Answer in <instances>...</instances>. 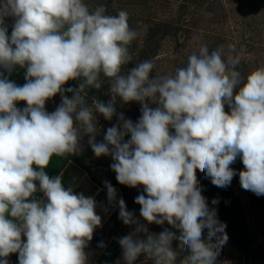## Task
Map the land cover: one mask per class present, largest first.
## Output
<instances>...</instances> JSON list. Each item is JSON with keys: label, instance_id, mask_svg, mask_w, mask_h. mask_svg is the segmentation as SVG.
Masks as SVG:
<instances>
[{"label": "clouds", "instance_id": "obj_1", "mask_svg": "<svg viewBox=\"0 0 264 264\" xmlns=\"http://www.w3.org/2000/svg\"><path fill=\"white\" fill-rule=\"evenodd\" d=\"M5 16L15 17L10 36ZM128 19L123 10L107 14L103 4L90 10L85 0H0V68H26L23 86L0 72V264L17 252L19 264H87L85 248L102 224L97 203L44 170L53 156L79 154L85 135L96 157L111 156L120 184L143 186L135 199L140 216L179 231L148 233L119 199V218L136 226L119 239L124 264L142 254L152 264H217L226 225L202 195L197 170L225 188L240 157L241 187L264 195V66L244 77L238 56L225 58L223 46L209 51L204 44L172 75H151V60L122 74L138 36ZM101 76L110 81L111 98L89 105L85 89H100ZM73 80L78 88L65 89ZM57 94L62 102L49 113L45 104ZM116 97L138 102L141 116L133 123L119 114L96 142L97 114L111 120ZM105 186L109 203L116 202V189ZM37 191L46 202L30 200Z\"/></svg>", "mask_w": 264, "mask_h": 264}, {"label": "rangeland", "instance_id": "obj_2", "mask_svg": "<svg viewBox=\"0 0 264 264\" xmlns=\"http://www.w3.org/2000/svg\"><path fill=\"white\" fill-rule=\"evenodd\" d=\"M85 3L90 10L103 4L109 15H116L121 10L128 13V23L138 36L129 46L132 60L122 68V74H127L129 68L142 61L151 60L155 65L151 75H172L177 68L186 66L188 57L193 52L198 54L200 46L204 44L209 51L223 46L225 58L228 54L238 56V70L244 77L264 66V0H85ZM4 22L10 36L15 17L5 16ZM0 72L17 86L26 83V68L17 66L10 73L0 68ZM101 82L102 86L98 90L85 89L89 105L94 98L103 102L111 98L110 81L101 76ZM78 85L79 81L73 80L64 87L78 88ZM65 95L72 97L69 92H65ZM61 102V96L57 94L46 102V111H55ZM16 106L23 109L27 104L18 101ZM114 106L116 115L111 120L97 114L99 132L96 142H102L107 129L119 123V114L122 113L125 119L133 123L141 116V105L138 102L124 103L116 97ZM150 107L155 108L156 105L150 104ZM225 111H229L227 105ZM88 139L87 135L83 136L82 150L79 154L69 155L71 160L82 167L98 185L106 187L105 182H108L118 187L127 210L134 214L140 225L148 229V233L159 234L168 229L179 235V231L167 222L163 225L149 224L140 216V205L135 203V199L143 194V186L130 188L120 184L111 169V156L96 157ZM128 139L130 135L125 137V140ZM230 167L236 175L225 188L212 184L205 173L199 170L196 173L201 193L209 208L215 209L217 219L226 225L228 240L217 256V264H264V195L257 196L241 187L239 172L244 170V165L240 157ZM214 199L218 203L213 204ZM135 227L123 223L119 218L118 207L108 224V231L111 236L120 239L132 234ZM137 236L146 238L143 232L137 233ZM203 236L207 237V229ZM178 245L179 241L174 240L173 248L177 249ZM7 260L8 264H19V253H11ZM139 261L152 264L143 254Z\"/></svg>", "mask_w": 264, "mask_h": 264}, {"label": "crops", "instance_id": "obj_3", "mask_svg": "<svg viewBox=\"0 0 264 264\" xmlns=\"http://www.w3.org/2000/svg\"><path fill=\"white\" fill-rule=\"evenodd\" d=\"M44 170L50 178L60 175L62 184L66 189L71 187L75 194L83 193L86 197L91 196L97 203L96 213L101 216L102 224L95 229L93 239L85 248L88 257L87 264H124L123 250L119 244V239L111 236L108 231V224L118 210V201L122 198L120 189L113 186L116 189V202L110 204L107 188L98 185L82 167L71 160L69 155L53 156ZM35 183L39 188V182L36 181ZM31 199L46 202V197L40 191H37ZM22 240L26 242V237L22 236ZM101 243H103V247L99 246ZM134 264L147 263L139 261L138 257Z\"/></svg>", "mask_w": 264, "mask_h": 264}]
</instances>
